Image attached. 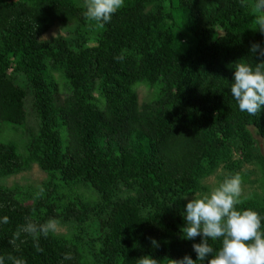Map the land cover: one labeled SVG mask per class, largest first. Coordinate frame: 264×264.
Returning <instances> with one entry per match:
<instances>
[{"label":"trees","instance_id":"1","mask_svg":"<svg viewBox=\"0 0 264 264\" xmlns=\"http://www.w3.org/2000/svg\"><path fill=\"white\" fill-rule=\"evenodd\" d=\"M85 3L0 0V134L4 123H26L27 102L38 123L26 155L0 140V178L34 163L46 173L37 188L0 185V217H9L0 256L6 264L10 256L26 264L195 260L201 238H182L185 197L221 166V182L239 173L254 183L257 173L241 172L235 154L256 165L262 185L237 207L264 216V154L254 137L264 141V106L250 116L230 94L234 64L264 63L250 51L264 46L255 0H125L103 28L84 15ZM55 26L65 35L42 40ZM139 83L155 93L142 104ZM83 187L97 196L86 198ZM27 220L70 228L13 245Z\"/></svg>","mask_w":264,"mask_h":264},{"label":"clouds","instance_id":"2","mask_svg":"<svg viewBox=\"0 0 264 264\" xmlns=\"http://www.w3.org/2000/svg\"><path fill=\"white\" fill-rule=\"evenodd\" d=\"M125 4V0H86L84 15L96 26L103 28L115 13ZM258 13L259 30L264 32V0H255ZM251 53L264 56V46L253 43ZM123 59V57H118ZM233 78L230 83V94L242 113L255 116L264 106V63L253 66L250 63L233 65ZM243 177L241 174H230L219 183L210 194L201 198L189 200L183 212L185 226L182 238L195 240L200 237V243H193L196 253L193 260L190 255L173 261V264H264V216L253 209H238L243 203L241 199ZM45 189L40 188L38 195L43 197ZM8 216L0 217V224H7ZM56 221L41 224L27 220L20 225L10 241L13 245L23 236L39 239L47 237L56 229ZM209 240L221 241V247L215 251ZM153 246H158L155 239ZM43 251L42 249H37ZM215 251V254H213ZM12 264H26L22 257H8ZM65 260H71V253H66ZM0 264H6V258L0 256ZM140 264H158L149 255L140 260Z\"/></svg>","mask_w":264,"mask_h":264},{"label":"rangeland","instance_id":"3","mask_svg":"<svg viewBox=\"0 0 264 264\" xmlns=\"http://www.w3.org/2000/svg\"><path fill=\"white\" fill-rule=\"evenodd\" d=\"M58 35H65V31L63 27L55 26L50 31H48L43 37L42 40H48L51 38H55ZM57 76V75H56ZM155 89V88H154ZM135 91L138 96V102L142 104L143 102L153 98L154 94H152L153 89L146 86L144 83H139L135 87ZM153 96H152V95ZM56 97L61 101L64 97V94L56 95ZM149 99V100H150ZM26 106V123L22 126H15L11 124L4 123L1 128L0 140L12 143L16 145L17 151L19 154L26 155L25 145L28 137L31 135L30 133L36 132L38 129V123L36 120V115L32 110L31 103L27 102ZM254 137L260 142L261 154H264V141L254 133ZM234 159L241 161V172H255L257 176L254 174L250 176V180H254V183H242V193L241 197H249L254 195H262V185L258 181L260 171L257 169L256 165L252 163L242 162V157L240 155L235 154ZM226 171L221 166L215 174L210 177L205 178L202 181L203 189L202 192L195 195V198H201L203 195L210 194L216 187H218L220 178L224 175ZM46 178V173L40 169L37 164H31V166L23 170L21 172L2 177L0 178V185H3L7 188H12L14 186L21 187L22 189L27 188H37ZM81 191L84 193L86 198H92L96 195L95 191L88 187H83ZM97 196V195H96ZM194 196L185 197V202L193 199ZM56 229L53 231L56 234H65L69 232V226L67 224L56 222Z\"/></svg>","mask_w":264,"mask_h":264}]
</instances>
